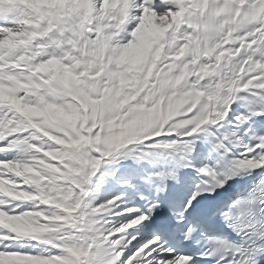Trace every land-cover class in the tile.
Returning a JSON list of instances; mask_svg holds the SVG:
<instances>
[{
    "label": "snow or ice",
    "instance_id": "1",
    "mask_svg": "<svg viewBox=\"0 0 264 264\" xmlns=\"http://www.w3.org/2000/svg\"><path fill=\"white\" fill-rule=\"evenodd\" d=\"M0 264H264V0H0Z\"/></svg>",
    "mask_w": 264,
    "mask_h": 264
}]
</instances>
